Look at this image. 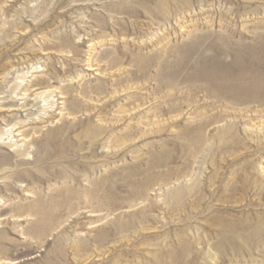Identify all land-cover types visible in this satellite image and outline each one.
Instances as JSON below:
<instances>
[{
  "label": "rangeland",
  "instance_id": "obj_1",
  "mask_svg": "<svg viewBox=\"0 0 264 264\" xmlns=\"http://www.w3.org/2000/svg\"><path fill=\"white\" fill-rule=\"evenodd\" d=\"M0 264H264V0H0Z\"/></svg>",
  "mask_w": 264,
  "mask_h": 264
},
{
  "label": "bare ground",
  "instance_id": "obj_2",
  "mask_svg": "<svg viewBox=\"0 0 264 264\" xmlns=\"http://www.w3.org/2000/svg\"><path fill=\"white\" fill-rule=\"evenodd\" d=\"M200 45L201 44L199 43V46ZM192 49L194 50L196 48H192ZM201 50H202V48H201ZM191 54L193 55L192 57L195 56L196 63H197V64L195 63V65L197 67L199 66L198 70L201 71L204 79H207L209 81L210 85H212L213 88L214 87H219L221 82L223 81V78L220 75V69L218 68L217 62H218V56L220 54H223V51L220 50L219 48H216V49H214V54H210V55H207V54L202 53L200 51H196V52H193ZM192 64L193 63H191V65ZM195 65H193V66H195Z\"/></svg>",
  "mask_w": 264,
  "mask_h": 264
}]
</instances>
